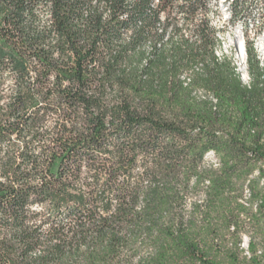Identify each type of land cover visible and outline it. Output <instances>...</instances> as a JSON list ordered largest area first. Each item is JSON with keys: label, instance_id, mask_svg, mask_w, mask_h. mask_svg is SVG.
Wrapping results in <instances>:
<instances>
[{"label": "trees", "instance_id": "trees-1", "mask_svg": "<svg viewBox=\"0 0 264 264\" xmlns=\"http://www.w3.org/2000/svg\"><path fill=\"white\" fill-rule=\"evenodd\" d=\"M211 6L0 0V264H264V65Z\"/></svg>", "mask_w": 264, "mask_h": 264}, {"label": "rangeland", "instance_id": "rangeland-1", "mask_svg": "<svg viewBox=\"0 0 264 264\" xmlns=\"http://www.w3.org/2000/svg\"><path fill=\"white\" fill-rule=\"evenodd\" d=\"M229 1L212 0L209 19L217 29V36L221 40L222 51L232 57L241 79L247 82L246 46L248 43H254L259 58L264 65V29L261 27L264 6L261 3H253L251 5L249 2L246 8L237 9L233 14ZM239 41L243 43V61L240 60L238 55ZM218 54L220 55V53ZM207 159L217 162V158L213 153H208ZM250 177L256 180V190L259 191L264 187V176H260L258 169H255ZM240 200L246 205H252L253 208L256 207V203L259 201L256 198L251 199L248 182L244 185L243 196ZM241 240V247L244 249V253L247 254L248 236L243 234Z\"/></svg>", "mask_w": 264, "mask_h": 264}, {"label": "bare ground", "instance_id": "bare-ground-1", "mask_svg": "<svg viewBox=\"0 0 264 264\" xmlns=\"http://www.w3.org/2000/svg\"><path fill=\"white\" fill-rule=\"evenodd\" d=\"M238 55L241 61L244 60V54H243V43L241 41L238 42Z\"/></svg>", "mask_w": 264, "mask_h": 264}]
</instances>
